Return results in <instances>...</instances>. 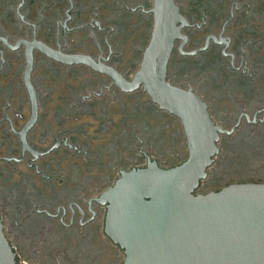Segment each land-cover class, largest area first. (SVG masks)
Listing matches in <instances>:
<instances>
[{
	"label": "flooded vegetation",
	"instance_id": "1",
	"mask_svg": "<svg viewBox=\"0 0 264 264\" xmlns=\"http://www.w3.org/2000/svg\"><path fill=\"white\" fill-rule=\"evenodd\" d=\"M173 3L182 38L173 42L170 56L176 53L179 62L167 70V80L197 94L225 131L207 172L224 150L230 165L228 143L235 135L251 142L256 137L264 159V0ZM154 4L0 0V222L17 264H123L122 250L104 232L106 207L95 200L123 170L120 148L107 153L105 131L88 133L91 122L80 119L90 115L91 100L119 102L123 92L85 65L58 63L31 44L90 56L129 79L120 70L121 54L127 45L135 54L148 45ZM192 51L197 53L188 55ZM27 52L37 101L28 130L33 110L25 82ZM146 140L139 151L145 162L152 152L151 138ZM260 169L261 181L244 183L264 184Z\"/></svg>",
	"mask_w": 264,
	"mask_h": 264
},
{
	"label": "water",
	"instance_id": "2",
	"mask_svg": "<svg viewBox=\"0 0 264 264\" xmlns=\"http://www.w3.org/2000/svg\"><path fill=\"white\" fill-rule=\"evenodd\" d=\"M154 15L149 43L129 79L90 56L61 54L31 44L58 63L82 64L106 76L123 93L141 89L183 129V160L158 165L147 158L143 167L121 170L95 199L106 207L104 232L122 250L123 264H264V184L236 183L218 191L196 192L217 153L219 134L225 131L213 123L197 94L167 80L173 42L182 38L173 0H155ZM26 63L33 110L28 130L37 112L29 81L30 52ZM0 264H17L1 222Z\"/></svg>",
	"mask_w": 264,
	"mask_h": 264
},
{
	"label": "rangeland",
	"instance_id": "3",
	"mask_svg": "<svg viewBox=\"0 0 264 264\" xmlns=\"http://www.w3.org/2000/svg\"><path fill=\"white\" fill-rule=\"evenodd\" d=\"M142 53H133L129 45L124 47V52L121 54L119 65L120 70L125 73L126 76L131 77L138 70L142 58ZM178 62V56L176 55V53H174V55L170 56L168 70H173L174 66L178 65ZM179 80L182 83L183 80ZM135 92L137 93L135 96L137 98L136 102L138 104V111H136L140 114V116L137 117V121L139 123H144L147 127H151L149 131L151 132V134L147 135L146 137L142 134V137H140L138 135L139 131H136L138 138L141 139V142L137 141L135 144L134 141H131V139H129L130 136L128 134L127 136L125 135L126 137H123L120 144V146H122V167L128 169L134 167L135 165L145 166V159L144 157L139 156V151L140 149L143 151L146 149L147 140L145 139L147 137H150L151 135V140L148 143L152 151L148 153L151 160H155L158 165L183 160L185 141L182 139L181 133H179L180 131L178 127L181 125L178 119L169 114H162V112H158V109L154 108L151 102H147L148 98L146 97V95L140 94L142 93L140 89ZM125 99L126 97H122V100H120V102L124 101ZM120 102L116 103L119 104ZM101 104H105V108H107V106H110L109 110L111 112L114 110L112 101L109 102L104 99L101 100ZM115 108H117V106ZM140 108H143V112ZM106 111H108V108L106 109ZM132 111L134 112V110ZM86 119L91 122V127L88 133H94L97 123H93V120L91 118H84V121H87ZM135 123V119H130V121L127 122L125 128L128 127V132H135V129H132L133 124ZM152 130L154 132H152ZM114 131L115 128L111 127L110 132L106 133V135L104 136L106 150H108L109 143L111 148L114 146L115 142L117 146H119V142L117 139H114V142L112 140L115 133ZM256 140L257 139L255 137L253 142H251L247 137L240 138L239 135H235L234 137L230 138L228 143L230 147L232 146L229 151V155L232 154V161L230 165H227L230 157L225 154L226 150L221 151L219 157L222 156V158H216L215 164L210 170H208L207 176L202 180L198 191L201 193H207L221 186H227L235 183L261 181L259 172H261L260 168L264 167V159L263 155H261V152H259V142H256ZM136 145H138V147ZM135 148L138 149L136 152L134 151ZM107 159L108 158L105 156V161H107ZM239 168H241L242 171H239ZM116 176L118 177V175H113V178H115Z\"/></svg>",
	"mask_w": 264,
	"mask_h": 264
},
{
	"label": "trees",
	"instance_id": "4",
	"mask_svg": "<svg viewBox=\"0 0 264 264\" xmlns=\"http://www.w3.org/2000/svg\"><path fill=\"white\" fill-rule=\"evenodd\" d=\"M92 77H93V72L90 70L89 78L91 79ZM141 92L142 93H140V94L146 95V93L143 92L142 90H141ZM136 94H137L136 92L122 93V95L119 99V102H120V100H122V97H126V99L124 101H121L119 104L116 102H112V105L114 107V110L112 111L113 113L109 110L110 106L109 107L107 106L108 111H106L107 108H105V104H101V100L99 102H95L93 100H91L89 102L90 115L87 118H91L93 120V123H97L95 131H97L98 128H99V130L103 129L105 131V134H106V133L110 132L111 127L115 128V131H114L115 133H116V131L121 130L120 138H118L117 137L118 135H116V137H117L116 139L119 142V146H117L116 142L114 143L115 147L120 148V152L122 150V146H120V144L122 142L123 137H126L127 134L130 136L129 139H131V141H134V144L138 141V136H137L136 131H139L138 135L140 137H142V134L145 137L147 135L151 134V132H149L151 127H147L144 123H141V122L139 123L137 121V117L140 116V114L137 112L138 111V109H137L138 104L136 102V99H137L135 96ZM146 97L148 98L147 95H146ZM128 99H130V100H128ZM147 102H151V100L148 98ZM114 103H115V106H114ZM152 105L154 106V108L158 109V112H162V114L166 113L165 111H161L155 104L152 103ZM116 106H117V108H115ZM140 107H142V106H140ZM140 109L143 112V108H140ZM132 110H134V112ZM92 112H94V113H92ZM147 112H148V110H147ZM166 114H168V113H166ZM80 119L84 120V118H80ZM130 119L136 120V123L133 124V128H132V129H135L134 133L128 132L129 131L128 127L125 128L127 122H129ZM86 120H88V119H86ZM97 121H99V122H97ZM152 132H154V131L152 130ZM115 133H114V136L112 138L113 142L115 139ZM151 136L147 137L146 139H150ZM135 137L137 140H135ZM137 150H138L137 148L134 149L135 152ZM113 151H114V149L106 150L107 153H112ZM139 156H141V155H139ZM106 157L108 158L109 155L107 154ZM130 159H131V157H130ZM120 164H121L120 165L121 169L124 170L125 168L122 167V153H121Z\"/></svg>",
	"mask_w": 264,
	"mask_h": 264
}]
</instances>
